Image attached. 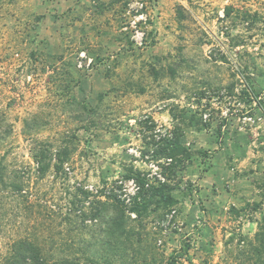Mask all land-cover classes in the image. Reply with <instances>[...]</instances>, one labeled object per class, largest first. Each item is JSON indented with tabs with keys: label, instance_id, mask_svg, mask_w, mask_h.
I'll use <instances>...</instances> for the list:
<instances>
[{
	"label": "rangeland",
	"instance_id": "rangeland-1",
	"mask_svg": "<svg viewBox=\"0 0 264 264\" xmlns=\"http://www.w3.org/2000/svg\"><path fill=\"white\" fill-rule=\"evenodd\" d=\"M92 1L119 47H87L81 0H0V264H264L231 157L199 183L209 141L264 142V0Z\"/></svg>",
	"mask_w": 264,
	"mask_h": 264
},
{
	"label": "crops",
	"instance_id": "crops-1",
	"mask_svg": "<svg viewBox=\"0 0 264 264\" xmlns=\"http://www.w3.org/2000/svg\"><path fill=\"white\" fill-rule=\"evenodd\" d=\"M81 1V3L84 5L82 6V10L78 11V13L81 14L78 15L76 13L79 7V5H77V8H72V12H70L68 16V21L83 25L81 30L82 33L80 35L84 36L86 41H88L87 38H90L89 45L87 44V47L91 48V50L95 52H100L106 50L107 48H113L115 45L117 46L119 43H121V41L117 39L118 36H122L120 35L122 32L121 30L117 29L118 16L117 13L114 12L115 8L106 7V10L98 9L96 11H92V9H89L87 6L89 0ZM100 1H103V4H105L110 3L111 0ZM48 18L49 15L47 14L46 20H48ZM38 23L40 24L39 27H37V31H40V33L51 34L56 32H54V30L52 31V29L44 31L42 22L38 21ZM158 29L159 33L167 32L164 27H158ZM138 33L140 34L143 32L138 30ZM51 37L52 35H49L48 39ZM129 40L131 41V44L134 43L132 38H129ZM117 47H119V45ZM262 141L260 138H257L254 142L249 141L248 138H234L232 136H228L223 138V140L221 139V147H218L216 141H214V143L209 141L207 145L211 147V150L213 149L214 154H210L209 161L211 162L210 164L206 165L208 166L207 171L199 179V183L201 185L204 184V182L209 184H213V181L216 182V178L212 174L216 171L218 172L223 170L222 158L231 157V159L235 162V166H231L229 170L226 169L225 175L228 177L227 183H229L231 187H241L238 191H236V194L243 192V195L246 198H242L241 196L238 197V200H240L241 203L247 205L248 201L254 199L251 195H255L256 193L258 194V199L256 200L257 203L263 205L261 210L262 217L258 218L257 220L252 219L247 222L250 225H254V233L259 229L264 216V150L260 151L261 149H251V144L254 143L262 145V143H264ZM235 168L237 170H235ZM247 184L251 186L247 187ZM216 196L218 197L220 194Z\"/></svg>",
	"mask_w": 264,
	"mask_h": 264
},
{
	"label": "trees",
	"instance_id": "trees-1",
	"mask_svg": "<svg viewBox=\"0 0 264 264\" xmlns=\"http://www.w3.org/2000/svg\"><path fill=\"white\" fill-rule=\"evenodd\" d=\"M180 135L176 132H174L173 138L168 139L165 138L164 147L163 150H168L170 145H176L180 146L179 142ZM168 155H171L172 153H167ZM171 157V156H170ZM139 174V172H137ZM1 176V175H0ZM139 183H141L142 186H144L146 183L144 182L143 178L139 180ZM148 188L152 191V194H157L162 197L165 196L164 190H169L171 187L167 182H163L158 186H155L153 184H149ZM250 246H252L253 251L256 254H262L264 253V216L262 219V222L259 226V229L254 233L253 238L249 241ZM32 247H25L24 249L28 251ZM28 259L31 260V262L28 261ZM35 262V263H34ZM16 264H39L38 259L35 256L27 257L25 255L19 256L16 260ZM166 264H177L176 261L173 259L169 260Z\"/></svg>",
	"mask_w": 264,
	"mask_h": 264
},
{
	"label": "built area",
	"instance_id": "built-area-1",
	"mask_svg": "<svg viewBox=\"0 0 264 264\" xmlns=\"http://www.w3.org/2000/svg\"><path fill=\"white\" fill-rule=\"evenodd\" d=\"M92 3H93L94 5L97 4V2H96L95 0H93ZM139 5L142 6L143 4L140 3ZM140 14H141V13L138 12V15L141 17ZM136 15H137V14H136ZM137 33H138V31H137ZM136 41H138V40L136 39ZM140 42H141V41H140ZM140 42H139V43H140ZM91 62H92V58H89V57L87 58V57L85 56L84 52H82V53H81V56H80V60L78 61V65H79V66H82V65H84V66H89V65L91 64Z\"/></svg>",
	"mask_w": 264,
	"mask_h": 264
}]
</instances>
